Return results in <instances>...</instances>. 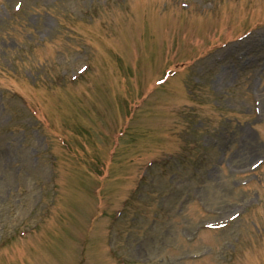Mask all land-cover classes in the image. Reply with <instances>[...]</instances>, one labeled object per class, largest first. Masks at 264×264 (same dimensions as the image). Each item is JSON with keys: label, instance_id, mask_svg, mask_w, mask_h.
<instances>
[{"label": "rangeland", "instance_id": "rangeland-1", "mask_svg": "<svg viewBox=\"0 0 264 264\" xmlns=\"http://www.w3.org/2000/svg\"><path fill=\"white\" fill-rule=\"evenodd\" d=\"M0 264H264V0H0Z\"/></svg>", "mask_w": 264, "mask_h": 264}, {"label": "snow or ice", "instance_id": "snow-or-ice-1", "mask_svg": "<svg viewBox=\"0 0 264 264\" xmlns=\"http://www.w3.org/2000/svg\"><path fill=\"white\" fill-rule=\"evenodd\" d=\"M16 7H17V8H19V7H20V5H16Z\"/></svg>", "mask_w": 264, "mask_h": 264}]
</instances>
